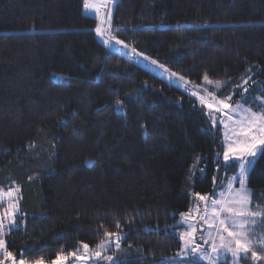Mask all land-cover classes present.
<instances>
[{
  "label": "trees",
  "instance_id": "obj_1",
  "mask_svg": "<svg viewBox=\"0 0 264 264\" xmlns=\"http://www.w3.org/2000/svg\"><path fill=\"white\" fill-rule=\"evenodd\" d=\"M102 17L84 0H0V187H19L21 209L7 245L51 261L95 248L103 224L127 233L115 259L192 264L174 258L180 214L239 168L194 89L109 48ZM112 32L192 82L223 80V97L243 96L249 75L244 101L264 96V0H117ZM248 185L264 207V159Z\"/></svg>",
  "mask_w": 264,
  "mask_h": 264
},
{
  "label": "snow or ice",
  "instance_id": "obj_2",
  "mask_svg": "<svg viewBox=\"0 0 264 264\" xmlns=\"http://www.w3.org/2000/svg\"><path fill=\"white\" fill-rule=\"evenodd\" d=\"M112 0H84L86 9H95L100 13L101 7H107ZM95 32L104 37V43L111 48L113 43L128 49L129 56H142L137 50L129 48L123 40L117 39L112 34L111 13L106 12L101 18V23L97 25ZM145 59H150L145 57ZM153 65H157L165 72H169V79L176 77L184 85L191 84L183 76L177 73H171L164 65H158L157 61L152 60ZM252 79L251 75L238 86L243 93L248 92V85ZM205 85H211L214 82L205 74L203 77ZM223 85L215 82V88L219 90ZM194 90L189 94L195 97L201 108H206V118L209 124L215 127L218 123L222 125L223 141L222 156L223 161H233L239 168L238 176H233L227 185V196L220 193L219 198L209 197L207 195L196 194V199L204 202L203 214L199 216L203 225L206 227V235L202 234L199 239L205 244H210V253L200 251V245L197 243V227L195 224L189 225V230L181 234L183 248L177 255L186 254L189 250L192 253L200 251V256L208 261V264H217V260L225 254L231 255L233 264H240L242 259H250L253 264L264 261V235L256 231L257 228H264V207L255 205L251 193L246 188V181L250 169L258 162L264 159V103H258L259 111H253L251 107H244L237 102L234 106L231 103L232 96L224 99H218L214 92H210L204 85H192ZM203 89L201 94L200 89ZM186 91H189L185 88ZM264 100V97L261 98ZM255 103V101H254ZM122 102L117 101V108H122ZM234 182L239 183V188H235ZM19 187H9L7 190L0 187V202H6L7 207L0 212V264H68L71 258L75 264H127L126 261L115 259L108 255L109 251H121V241H126L127 233L110 232L103 224L97 229L103 232V238L99 240L95 248H90L87 243H81L76 251L64 253L61 249L55 253V259L47 261L43 255H37L28 259L21 253L17 258L9 250L5 236L8 232L16 230V218L19 212ZM196 212H200L199 205ZM23 214L21 213V216ZM190 214H181L187 220ZM7 221V223H5ZM115 227L120 228L119 221L115 222ZM204 232L205 229L201 228ZM257 237L252 239V237ZM261 250L257 251V248ZM47 249H40V252H46Z\"/></svg>",
  "mask_w": 264,
  "mask_h": 264
},
{
  "label": "rangeland",
  "instance_id": "obj_3",
  "mask_svg": "<svg viewBox=\"0 0 264 264\" xmlns=\"http://www.w3.org/2000/svg\"><path fill=\"white\" fill-rule=\"evenodd\" d=\"M116 1H117V0H112V3L108 4L106 8H105V7H101V10H102L103 16H104V14H105L106 12H108V11H110V13H111V28H112L113 7H114V4L116 3ZM93 2H98V0H93ZM112 34H113V32H112ZM100 37H101V36H100ZM101 38H102V40L104 41L105 38H104V37H101ZM128 46H129V45H128ZM112 47L115 48V49L120 50L121 52H123V53H125V54H127V55L129 56V54H128V49H125V48H123L122 46H120V45H116V44H114V43H113V46H112ZM129 48H131V47L129 46ZM145 57H146L145 55H142V56H131V58H133L134 60H136V61H138V62H140V63H142V64H144V65H146V66H148V67H150L151 69H153V70H155V71H157V72H160L161 74H163V75H165V76H167V77L170 76V73H169V72H165L163 69H160L157 65H153V64L151 63V61H152V60H155V59L150 58V57H147V58H150V59H145ZM155 61H157V60H155ZM157 64H158V65H164V64L159 63L158 61H157ZM164 67H165L166 69L170 70L166 65H164ZM170 72L173 73L171 70H170ZM62 76H63L62 74H55V79H61ZM179 76H180V75H179ZM171 79H172L174 82L179 83L180 85L186 86V85L183 84V82L179 81L176 77H172ZM209 79H210V78H209ZM185 80L190 81V80H188V79H186V78H185ZM210 80H212V79H210ZM212 81H213L214 83L211 84V85H205L204 80H203L201 83H198V84L195 83V82L190 81L191 84H189V85H187V86H190V87L192 88V85H193V84H194V85H204L205 87L208 88V90H209L210 92H214L215 95H216V97H217L218 99H224L225 97H223V96H221V95L219 94V90H220L221 88H220L219 90H217V89L215 88V82H220L222 85H224L225 82H224L223 80H212ZM249 86H250V85H249ZM249 86H248V85H245V87H247V88H248ZM192 89H193V88H192ZM200 92H201V94H204L202 88L200 89ZM235 94H236V93H233V94L229 95V96H232V101H231V103L233 104V106H234L237 102H239V103L243 104V106L246 107V108H247V107H251L253 111H259L260 108L258 107V103H264V100L261 99V98L264 97V96H260V97H258V98L256 99L255 106H253V105L248 104V103H246V102L244 101V99H246V98L249 97V92L244 93V95L241 96V97H239V98H236V97H235ZM253 102H254V101H253ZM218 124H219V123H218ZM218 124H217V125H218ZM219 125H220V124H219ZM221 127H222V125H221ZM238 172H239V170H238ZM238 172H237V174L234 175V176H238ZM249 174H250V171H249ZM249 174H248L247 181H246V188H247V190L251 193V189H250V187H249V185H248ZM232 177H233V176H230V177H228V179H227V178H224V179H221V180H220L218 177H216V178H215V189L213 190V192L210 193V194H200V195H207V196H209V197L219 198V194L223 192V193H225V196H227V185H228V183L231 181ZM233 186H234L235 188L238 189V188H239V183H238V182H234V185H233ZM3 188H4V187H3ZM8 188H9V187H8ZM8 188H4V189L7 190ZM251 200H252V194H251ZM198 205H199V207H200V212H199V213L196 212V208H197ZM6 207H7L6 202H0V212H3V210H4ZM203 208H204V202L197 200V199H196V194H193V202H192V204H191V207L189 208V210L184 211V212L181 213V214H190V215L188 216V219L185 220V219L181 216V214H180V217H179V219H178V221H177V223H176V224L178 225L177 232H178V234H179V236H180V238H181V234L189 230V225H190V224H195V226L197 227V232H196L197 243L200 245V251H205V252H207V253H210V251H211V249H210L211 241H209L208 244H205L202 240L199 239V237H200L202 234H204V235L207 234V233H206V227H207V226L203 225L202 221L199 219V216L203 214ZM20 210H21V209H20V199H19V212L17 213V217H18V215L20 214ZM253 210H255L254 207H253ZM16 219H17V218H16ZM5 223H7V221H5ZM201 228H204L205 231L202 232V231H201ZM256 238H257V237H255V236L252 237V239H256ZM181 240H182V239H181ZM182 242H183V240H182ZM90 248H92V247H90ZM200 251H197L196 253H192V252L189 250L186 254H183V255H177V256L174 257V258H176V259H180V260H186V261L191 262L192 264H208V261H207L206 259H204L203 257L200 256ZM107 254L113 256V251H109ZM228 257H230V258L232 259L230 253H229V254H225L224 256H221V257L217 260V264H219L221 260H224V259H226V258H228ZM232 260H233V259H232ZM68 264H75V262L70 258L69 261H68Z\"/></svg>",
  "mask_w": 264,
  "mask_h": 264
}]
</instances>
